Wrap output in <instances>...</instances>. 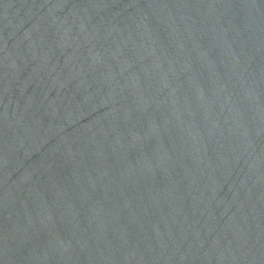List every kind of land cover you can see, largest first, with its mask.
Wrapping results in <instances>:
<instances>
[{"label":"water","instance_id":"water-1","mask_svg":"<svg viewBox=\"0 0 264 264\" xmlns=\"http://www.w3.org/2000/svg\"><path fill=\"white\" fill-rule=\"evenodd\" d=\"M0 264H183L87 0H0Z\"/></svg>","mask_w":264,"mask_h":264}]
</instances>
